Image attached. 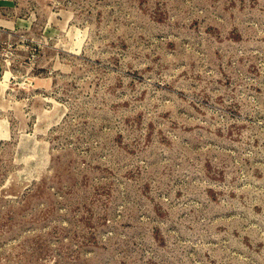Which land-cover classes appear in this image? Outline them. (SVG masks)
Segmentation results:
<instances>
[{"label": "rangeland", "instance_id": "1", "mask_svg": "<svg viewBox=\"0 0 264 264\" xmlns=\"http://www.w3.org/2000/svg\"><path fill=\"white\" fill-rule=\"evenodd\" d=\"M0 264H264V0H0Z\"/></svg>", "mask_w": 264, "mask_h": 264}]
</instances>
